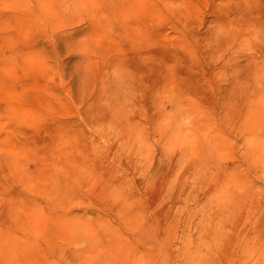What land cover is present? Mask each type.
I'll return each instance as SVG.
<instances>
[{
  "label": "rangeland",
  "instance_id": "1",
  "mask_svg": "<svg viewBox=\"0 0 264 264\" xmlns=\"http://www.w3.org/2000/svg\"><path fill=\"white\" fill-rule=\"evenodd\" d=\"M0 264H264V0H0Z\"/></svg>",
  "mask_w": 264,
  "mask_h": 264
}]
</instances>
